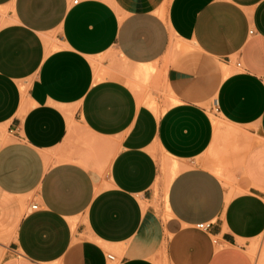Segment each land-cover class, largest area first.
<instances>
[{"label":"crops","instance_id":"crops-1","mask_svg":"<svg viewBox=\"0 0 264 264\" xmlns=\"http://www.w3.org/2000/svg\"><path fill=\"white\" fill-rule=\"evenodd\" d=\"M263 233L264 0H0V264H254Z\"/></svg>","mask_w":264,"mask_h":264},{"label":"rangeland","instance_id":"rangeland-1","mask_svg":"<svg viewBox=\"0 0 264 264\" xmlns=\"http://www.w3.org/2000/svg\"><path fill=\"white\" fill-rule=\"evenodd\" d=\"M184 48L185 47L182 45L179 46V49H184ZM148 68H151L150 76L146 77L144 75H141L140 72H139L140 75L138 74L136 76L135 74H131L127 78V82L134 89V91L136 92L140 101L143 104L148 105L154 111H156L155 108L158 107L156 112H159V105L156 101V98L151 96L153 76L157 74V69L156 68L154 69V67L152 66ZM211 109L213 111V115H215L216 111L214 107H211ZM237 134H238L237 130L230 134L229 133L223 134L221 151L218 152L216 155H214L213 158H211L210 161L207 163L209 165L211 163H214L215 164L214 166L221 169L220 172H217L214 169L212 170L216 174H218L227 184L232 183L233 181L232 170L239 163L246 149L240 144L239 137ZM175 163L178 162L174 160L173 162L169 163L167 160L163 159L161 161V168H162V164H164L166 170L170 171V169L173 167ZM181 169L182 166L180 165V168L177 170V172L180 171ZM165 173L166 174L164 175V177H165V190H166V180L169 174L167 173V171H165ZM248 250L253 258L254 264H264V233L249 242Z\"/></svg>","mask_w":264,"mask_h":264},{"label":"bare ground","instance_id":"bare-ground-1","mask_svg":"<svg viewBox=\"0 0 264 264\" xmlns=\"http://www.w3.org/2000/svg\"><path fill=\"white\" fill-rule=\"evenodd\" d=\"M151 68H147L146 67V69H145V72H143V74L141 73V75H144V76H150V74H151ZM140 71V70H139ZM142 71V70H141ZM140 75V74H139ZM157 108L158 107H156L155 109H156V111H157ZM218 126V125H217ZM230 134V133H229ZM178 168H179V165H178V163H175L174 165H173V167H172V172H173V175L170 173V177H171V175L172 176H174L176 173H177V170H178ZM220 170L221 169H219V168H215V171H217V172H220ZM223 174V173H222ZM169 177V178H170ZM170 180H172V178L170 179ZM170 182V181H169ZM169 182H167V183H169Z\"/></svg>","mask_w":264,"mask_h":264},{"label":"built area","instance_id":"built-area-1","mask_svg":"<svg viewBox=\"0 0 264 264\" xmlns=\"http://www.w3.org/2000/svg\"><path fill=\"white\" fill-rule=\"evenodd\" d=\"M78 2H79V0H74V3H78ZM238 65H240V63H238ZM215 110H217V108ZM34 207L36 208V206H34ZM198 227L201 228V229H208L210 227V224L209 223H201V224L198 225ZM108 258L110 260H114L115 259L113 255H108Z\"/></svg>","mask_w":264,"mask_h":264}]
</instances>
